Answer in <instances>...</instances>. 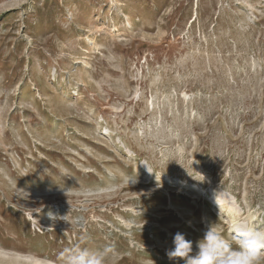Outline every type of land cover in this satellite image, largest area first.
<instances>
[{
	"label": "rangeland",
	"instance_id": "rangeland-1",
	"mask_svg": "<svg viewBox=\"0 0 264 264\" xmlns=\"http://www.w3.org/2000/svg\"><path fill=\"white\" fill-rule=\"evenodd\" d=\"M237 220L264 229V0H0V264H177Z\"/></svg>",
	"mask_w": 264,
	"mask_h": 264
},
{
	"label": "clouds",
	"instance_id": "clouds-1",
	"mask_svg": "<svg viewBox=\"0 0 264 264\" xmlns=\"http://www.w3.org/2000/svg\"><path fill=\"white\" fill-rule=\"evenodd\" d=\"M172 244L166 255L177 264L179 261L183 264H264V229L242 220L233 223L228 237L218 230L216 223L209 225L196 243L195 252L193 242L182 232L175 233ZM113 256L110 246L94 249L81 244L66 247L59 253L61 264H108Z\"/></svg>",
	"mask_w": 264,
	"mask_h": 264
},
{
	"label": "bare ground",
	"instance_id": "bare-ground-1",
	"mask_svg": "<svg viewBox=\"0 0 264 264\" xmlns=\"http://www.w3.org/2000/svg\"><path fill=\"white\" fill-rule=\"evenodd\" d=\"M227 210H230L231 211V209L229 208V206H228Z\"/></svg>",
	"mask_w": 264,
	"mask_h": 264
}]
</instances>
